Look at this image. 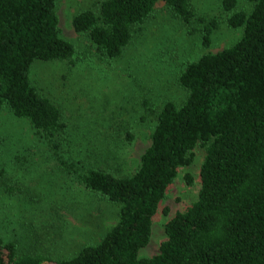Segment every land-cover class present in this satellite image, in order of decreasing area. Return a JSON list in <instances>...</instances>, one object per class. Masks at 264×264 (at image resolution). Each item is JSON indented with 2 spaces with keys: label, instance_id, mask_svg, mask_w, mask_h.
I'll list each match as a JSON object with an SVG mask.
<instances>
[{
  "label": "trees",
  "instance_id": "16d2710c",
  "mask_svg": "<svg viewBox=\"0 0 264 264\" xmlns=\"http://www.w3.org/2000/svg\"><path fill=\"white\" fill-rule=\"evenodd\" d=\"M157 1L96 0L71 23L97 53L116 58ZM163 1L187 25L196 17L190 0ZM248 1L252 8L245 11L237 9L238 0H221L230 12L227 24L241 28L240 36L181 64L177 82L184 99L164 101L138 167L120 174L98 165L87 144L70 139L59 106L31 81L34 61L70 62L75 53L59 30L57 0H0V110L28 120L66 181L118 206L115 223L100 240L85 241L72 255L50 257L33 250L35 241L27 249L0 235V264H264V0ZM196 18L208 48L217 22ZM197 146L204 156L196 199L164 222L158 251L139 256L155 214L167 212L161 202L178 169L192 163ZM5 173L0 166V187L22 193L24 187L6 185ZM192 181L187 174L186 183Z\"/></svg>",
  "mask_w": 264,
  "mask_h": 264
},
{
  "label": "rangeland",
  "instance_id": "374dc122",
  "mask_svg": "<svg viewBox=\"0 0 264 264\" xmlns=\"http://www.w3.org/2000/svg\"><path fill=\"white\" fill-rule=\"evenodd\" d=\"M95 2L57 0L59 30L74 44L75 53L70 62L34 61L30 78L39 92L59 106L72 141L87 144L101 167L129 174L138 167L150 143L155 116L164 101L179 104L185 97L177 82L181 64L233 44L241 28L227 24L230 12L221 7V0H190L196 17L217 22L211 44L204 48L200 19L194 17L187 25L158 0L123 53L108 58L97 53L89 38L77 33L71 23L73 14L93 7ZM251 8L248 0H238L237 9ZM127 135H131L130 140ZM203 156L204 149L195 147L192 163L178 169L161 202L167 212L155 214L150 240L139 256L155 254L165 237L164 222L196 199ZM0 166L6 167V185L24 187L22 193L15 188L14 195L0 187V235L13 236L27 249L35 241L33 250L50 257L72 255L85 241L100 240L117 219L118 206L66 181L44 144L33 135L28 120L13 116L7 109L0 110ZM187 174L193 178L191 184L186 183Z\"/></svg>",
  "mask_w": 264,
  "mask_h": 264
}]
</instances>
